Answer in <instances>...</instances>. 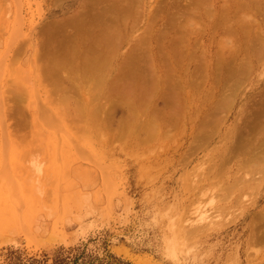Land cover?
Instances as JSON below:
<instances>
[{
    "label": "rangeland",
    "instance_id": "374dc122",
    "mask_svg": "<svg viewBox=\"0 0 264 264\" xmlns=\"http://www.w3.org/2000/svg\"><path fill=\"white\" fill-rule=\"evenodd\" d=\"M263 224L264 0H0V264H264Z\"/></svg>",
    "mask_w": 264,
    "mask_h": 264
},
{
    "label": "trees",
    "instance_id": "16d2710c",
    "mask_svg": "<svg viewBox=\"0 0 264 264\" xmlns=\"http://www.w3.org/2000/svg\"><path fill=\"white\" fill-rule=\"evenodd\" d=\"M70 256L63 255L62 249L54 251L51 264H131L123 258L105 250L102 256L89 252L86 248H76L72 250ZM10 264H46L45 261L33 257L25 259L21 263L19 255L13 257Z\"/></svg>",
    "mask_w": 264,
    "mask_h": 264
},
{
    "label": "bare ground",
    "instance_id": "6f19581e",
    "mask_svg": "<svg viewBox=\"0 0 264 264\" xmlns=\"http://www.w3.org/2000/svg\"><path fill=\"white\" fill-rule=\"evenodd\" d=\"M116 6V5H115ZM191 9V8H190ZM195 9V8H194ZM191 11V10H190ZM82 12V11H81ZM88 13V12H87ZM101 13V12H100ZM187 13H189V12H187ZM181 14V13H180ZM80 15V14H79ZM82 15V14H81ZM87 15V14H86ZM103 15V14H102ZM184 15V14H183ZM193 15V14H192ZM100 16V15H99ZM94 17V16H93ZM96 17V16H95ZM184 17V16H183ZM85 19V18H84ZM96 19H97V17H96ZM95 19V20H96ZM187 19V18H186ZM101 20H102V18H101ZM75 21V20H74ZM87 21V20H86ZM97 21V20H96ZM91 22V21H90ZM99 22V21H98ZM78 23V22H77ZM89 24L90 23H88V26H89ZM93 25V24H92ZM91 24H90V26H92ZM85 26V25H84ZM97 26V25H96ZM113 27V26H112ZM90 28V27H89ZM114 28H115V26H114ZM76 29V28H75ZM74 29V30H75ZM102 30V29H101ZM114 32V31H113ZM101 33V32H100ZM94 34V33H93ZM110 34V33H109ZM84 35V34H83ZM83 39V38H82ZM110 40H111V38H109ZM113 39V38H112ZM81 40V39H80ZM99 40V39H98ZM106 41V40H105ZM102 42V41H101ZM101 42H98V43H101ZM111 42H112V40H111ZM94 43V42H93ZM97 43V44H98ZM103 43V42H102ZM110 43V42H109ZM31 44V43H30ZM33 45V44H32ZM101 45V44H100ZM99 46V45H98ZM104 46H106V45H104ZM94 47V46H93ZM100 47V46H99ZM113 47V46H112ZM69 48V47H68ZM103 48V47H102ZM113 48H115V47H113ZM101 49V48H100ZM105 49V48H104ZM112 49V48H111ZM58 50V49H57ZM67 50V49H66ZM93 50V49H92ZM56 51V50H55ZM63 51V50H62ZM80 51V50H79ZM115 51V50H114ZM57 52V51H56ZM77 52V51H76ZM108 52V51H107ZM102 53H104V52H102ZM114 53V52H113ZM83 54V53H82ZM87 55V54H86ZM114 56V55H113ZM112 56V57H113ZM72 57V56H71ZM81 57H82V55H81ZM137 58V57H136ZM135 58V59H136ZM100 59V58H99ZM99 59H98V61H99ZM65 60V59H64ZM81 60V59H80ZM92 60V59H91ZM132 60V59H131ZM57 61V60H56ZM101 61V60H100ZM113 61V60H112ZM93 62H94V60H93ZM96 62V61H95ZM114 62V61H113ZM59 63V62H58ZM116 63V62H115ZM63 64V63H62ZM89 64V63H88ZM99 64V63H98ZM153 64V63H152ZM58 65V64H57ZM103 65H104V63H103ZM35 66V65H34ZM62 66V65H61ZM91 66V65H90ZM92 66H94V65H92ZM99 66V65H98ZM63 67H65L64 65H63ZM97 67V66H96ZM101 66H99V68H100ZM105 67V66H104ZM34 68V67H33ZM82 68V67H81ZM98 68V69H99ZM103 68V67H102ZM102 68H100L101 70H102ZM156 68V67H155ZM83 69V68H82ZM85 69V68H84ZM108 69V68H107ZM152 69V68H151ZM104 70V69H103ZM117 70V69H116ZM75 71H78V70H75ZM120 71H121V69H120ZM123 71V70H122ZM116 72V71H115ZM126 72V71H125ZM131 72V71H130ZM34 73V72H33ZM67 73V72H66ZM75 73V72H74ZM82 73V72H81ZM154 73V72H153ZM72 74V73H71ZM109 74V73H108ZM115 74V73H114ZM133 74V73H132ZM65 75V74H64ZM69 75V74H68ZM90 75H92L93 76V81H95L96 82V78H95V76H94V74H90ZM99 75H102V74H99ZM106 75H107V73H106ZM33 76V75H32ZM67 76V75H66ZM136 76V75H135ZM64 77V76H63ZM69 77V76H68ZM67 77V78H68ZM91 77V76H90ZM99 77V76H98ZM111 77V76H110ZM128 77V76H127ZM134 77V76H133ZM65 78V77H64ZM112 79V78H111ZM119 79V78H118ZM68 80V79H67ZM122 80V79H121ZM132 80V79H131ZM30 81H32V80H30ZM34 81V80H33ZM76 81V80H75ZM100 82V81H99ZM105 82V81H104ZM109 82V81H108ZM161 82V81H160ZM119 83V82H118ZM118 83H116V84H118ZM93 84V83H92ZM109 84H110V82H109ZM122 84V83H121ZM111 85H114V84H111ZM171 85V84H170ZM97 86V85H96ZM101 87H103L102 85H100ZM99 87V86H98ZM97 87V88H98ZM173 87V86H172ZM100 88V87H99ZM99 88L97 89V90H99ZM96 89V88H95ZM103 88H101V90H102ZM107 89V88H106ZM113 89H114V87H113ZM104 90V89H103ZM120 91V90H119ZM96 92V91H95ZM98 92V91H97ZM108 92V91H107ZM109 93V92H108ZM184 93V92H183ZM75 94V93H74ZM104 94V93H103ZM92 95V94H91ZM110 95V94H109ZM124 95V94H123ZM117 96V95H116ZM71 97V96H70ZM122 97V96H121ZM168 97V96H167ZM64 98V97H63ZM91 98H92V96H91ZM182 98V97H181ZM185 98V97H184ZM95 99V98H94ZM117 100V99H116ZM71 101V100H70ZM118 101V100H117ZM120 101V100H119ZM123 101V100H122ZM128 101V100H127ZM134 101V100H133ZM168 101H169V99H168ZM91 102V101H90ZM129 102V101H128ZM136 102V101H135ZM65 103H66V100H65ZM76 103V102H75ZM88 103V102H87ZM107 103V102H106ZM127 103V102H126ZM62 104H64L63 102H62ZM77 104V103H76ZM117 104H120V103H118L117 102ZM144 104V103H143ZM95 105V104H94ZM93 105V106H94ZM101 105H103V104H101ZM133 105V104H132ZM129 106V105H128ZM143 106V105H142ZM146 106H147V104H146ZM64 107H66V106H64ZM86 107V106H85ZM102 107V106H101ZM101 107H100V109H101ZM127 107V106H126ZM76 109V108H75ZM79 109V108H78ZM82 109V108H81ZM86 109V108H85ZM107 109V108H106ZM78 110H76L75 111V113L77 112ZM90 111V110H89ZM68 112V111H67ZM91 112V111H90ZM97 113H98V111H96ZM155 112V111H154ZM92 113H95V111L94 112H92ZM102 113V112H101ZM104 113V112H103ZM78 114H79V111H78ZM156 114V113H155ZM2 115V114H1ZM99 115V114H98ZM101 115V114H100ZM78 116V115H77ZM88 116V115H87ZM52 117H54V116H51L50 115V118H52ZM94 117V116H93ZM92 117V118H93ZM99 117V116H98ZM53 119V118H52ZM51 119V120H52ZM94 119V118H93ZM96 120V119H95ZM94 121V120H93ZM205 136V135H204ZM262 213V212H261ZM259 215V214H258ZM260 217H262L261 215H260ZM260 217H259V220H260ZM263 218V217H262ZM260 224V223H259ZM264 225V224H263ZM262 234V233H261ZM264 238V237H263ZM255 239V238H254ZM256 240V239H255ZM263 240V239H262ZM257 241V240H256ZM256 243V242H255Z\"/></svg>",
    "mask_w": 264,
    "mask_h": 264
},
{
    "label": "crops",
    "instance_id": "0c3cea01",
    "mask_svg": "<svg viewBox=\"0 0 264 264\" xmlns=\"http://www.w3.org/2000/svg\"><path fill=\"white\" fill-rule=\"evenodd\" d=\"M79 168H82V167H79Z\"/></svg>",
    "mask_w": 264,
    "mask_h": 264
}]
</instances>
